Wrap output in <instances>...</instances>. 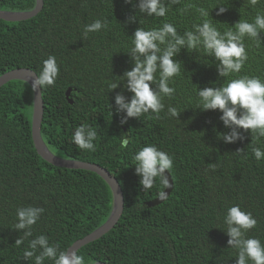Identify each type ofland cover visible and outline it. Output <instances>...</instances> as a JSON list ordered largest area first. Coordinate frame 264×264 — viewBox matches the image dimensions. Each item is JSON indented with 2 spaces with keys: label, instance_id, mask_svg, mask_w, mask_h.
<instances>
[{
  "label": "trees",
  "instance_id": "1",
  "mask_svg": "<svg viewBox=\"0 0 264 264\" xmlns=\"http://www.w3.org/2000/svg\"><path fill=\"white\" fill-rule=\"evenodd\" d=\"M43 1L42 10L31 19L0 20V77L28 69L38 78L43 62L54 56L59 68L55 87L41 89L43 142L59 158L100 166L122 189L124 208L116 225L77 251L84 264H237L238 252L228 246L224 223L234 206L257 221L246 238L258 239L264 247V158L257 161L252 154L253 147L264 152V138L253 142L251 133L241 129L244 139L227 144L218 139L231 131L220 119L223 113L197 109V90L223 87L243 76L264 83V33L259 47L245 38L248 60L241 73L228 78L219 76L218 62L202 49L198 53L181 49L174 57L181 63V74L168 82L175 93L161 98L164 111L159 120L151 112L140 119L127 118L126 112L117 113L115 105L117 94L125 102L133 96L122 77L134 67L128 53L138 28L149 31L170 23L182 36L208 19L223 34L240 20L252 23L257 15L264 16V0L255 7L248 0H181L160 19L140 14L139 0ZM189 4L194 7L181 14L179 9ZM220 5L227 11L217 15ZM35 6L36 0H0L3 12H28ZM197 8L210 16L200 17ZM131 17L135 22H128ZM96 20L107 27L84 40L85 26ZM113 82L119 86L109 92ZM150 87L157 90L155 85ZM68 89H72L73 104L66 99ZM169 107L180 112L179 120L168 116ZM32 114L29 84L17 80L0 88V264H35V257L25 261L23 253L39 236H45L49 246H59L58 256L100 228L112 211L111 189L100 176L55 167L37 154ZM80 126L97 132L95 152L81 151L72 143ZM125 138L129 145L122 149ZM148 146L173 161L172 193L152 208L147 203L165 188L157 178L155 186L144 192L134 160ZM238 150L245 154H235ZM210 164H216L217 170L211 171ZM28 207L42 208L44 213L31 229L32 236L16 247V240L23 236L22 231L13 230L17 210Z\"/></svg>",
  "mask_w": 264,
  "mask_h": 264
},
{
  "label": "clouds",
  "instance_id": "2",
  "mask_svg": "<svg viewBox=\"0 0 264 264\" xmlns=\"http://www.w3.org/2000/svg\"><path fill=\"white\" fill-rule=\"evenodd\" d=\"M133 0H125L132 3ZM250 6L255 7L260 0H248ZM181 4V0H139L138 9L140 14L156 19L165 18L169 8ZM167 5V6H166ZM194 5H186L179 9L181 14L188 13ZM218 7V6H217ZM200 17L210 16V12L204 8H197ZM227 8L220 5L217 15H222ZM135 17L129 18L128 22H135ZM107 27L106 22L96 20L91 25L85 26L83 39L87 40L90 33H98ZM234 29V31L232 30ZM264 33V16L257 15L254 22L249 23L240 20L227 32H219L208 19H204L200 25H193V31H186L179 35L177 29L170 23H164L161 27L149 31L138 28L133 38L134 47L130 53L134 67L125 72L123 81L125 88L133 94L130 102H125L122 94L115 97L117 113L126 112L127 118L140 119L150 112L155 114L154 118L161 119L160 113L164 111L162 97H173L175 89L169 87V80L181 74V63L174 60L181 49H187L189 53H198L201 49L207 57H212L217 64V72L220 77L228 78L233 74L238 75L248 60L244 40L255 42L259 47L262 43L260 34ZM159 72V80L156 73ZM59 76V68L54 56H49L43 62V68L38 78L31 81L32 91L38 89L55 87ZM25 83H28L26 81ZM156 86V91L150 87ZM119 83L109 84V92L115 90ZM199 103L197 109L207 112L219 110L223 115L220 119L226 128L231 129L228 134H219L227 144L242 141L244 137L239 130L250 132L252 141L264 138V83L259 78L243 76L231 79L226 86L219 88H205L197 90ZM180 112L174 107L168 108V116L178 119ZM127 118L121 123H126ZM179 120V119H178ZM97 138V132L90 127H77L72 143L81 151L95 152L93 141ZM129 139L121 141L120 147L127 148ZM235 154L244 155L243 150ZM252 154L257 161L264 158V152L259 148H252ZM135 175L140 177V184L145 191L155 186L159 178L164 188L170 187L165 173H169L173 167L172 159L156 147L148 146L142 148L135 156ZM211 171H216V164H210ZM165 193H160L159 198L164 199ZM44 213L42 208H20L17 210L18 223L15 231H22L23 236L16 240L15 246H21L26 239L32 236L31 229ZM227 226L226 234L229 237L228 246L237 250V264H264V247L258 239H247L246 234L257 226V221L251 213L241 211L238 206L231 207L225 217ZM30 250L23 253V260L29 261L35 257V264H44L45 260H52L54 264H84V258L76 252L69 254L68 251H60L59 246H49L45 236H39L28 245ZM37 249L40 254L36 255Z\"/></svg>",
  "mask_w": 264,
  "mask_h": 264
},
{
  "label": "water",
  "instance_id": "3",
  "mask_svg": "<svg viewBox=\"0 0 264 264\" xmlns=\"http://www.w3.org/2000/svg\"><path fill=\"white\" fill-rule=\"evenodd\" d=\"M44 1L43 0H36V6L32 11L28 12H3L0 11V20L10 23H16L31 19L38 15V13L43 8ZM37 75L28 69H19L8 72L0 77V88L6 85L11 81H28L27 84L31 87V81L36 79ZM32 88V87H31ZM72 93V89H68L66 91V99L69 104H73L72 100L69 98ZM44 113V103L42 100V93L41 89H38L37 92H33V114H32V140L35 147L37 154L47 163L63 169H70V170H85L89 172H93L100 176L109 186L112 192V211L108 218V220L97 230L93 233L88 235L82 240L77 241L74 243L68 250L69 254L72 252H76L80 250L85 245L96 241L106 233H108L118 222L120 219L123 208H124V196L122 189L118 183V181L105 169L101 168L100 166L83 163L78 161H72L67 159H62L54 154H52L49 149L46 147L45 143L41 137V125ZM166 177L168 178V182L170 187L165 188L164 192L165 197L164 199H154L147 203L148 208L156 207L162 204L172 193L173 190V182L169 173H165ZM95 264H104V263H95Z\"/></svg>",
  "mask_w": 264,
  "mask_h": 264
}]
</instances>
